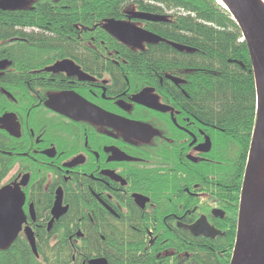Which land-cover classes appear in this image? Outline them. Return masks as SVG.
Instances as JSON below:
<instances>
[{
    "label": "flooded vegetation",
    "instance_id": "flooded-vegetation-1",
    "mask_svg": "<svg viewBox=\"0 0 264 264\" xmlns=\"http://www.w3.org/2000/svg\"><path fill=\"white\" fill-rule=\"evenodd\" d=\"M130 13L136 12H126L120 21L144 30L147 21L133 20ZM147 45L129 46L142 50ZM19 52L10 50L17 58ZM84 57V64L95 66ZM63 60L91 80L40 75L32 65L24 77L11 61L0 59L6 62L0 66V204L20 196L22 212L19 233L0 250V260L17 258L18 245L32 252L30 231L36 252L39 247L49 255L71 256L70 264L96 259L119 264L113 254L92 252L88 244L89 235L99 230H122V264H192L187 252L174 251L164 259L163 246L189 242L188 236L214 242L226 235L224 206L210 194L216 184L202 173L212 150L209 125L167 103L158 88L164 80L99 78ZM139 97L138 103L153 100L168 110L140 105ZM90 107L139 127L122 131L57 112L90 114Z\"/></svg>",
    "mask_w": 264,
    "mask_h": 264
},
{
    "label": "trees",
    "instance_id": "trees-1",
    "mask_svg": "<svg viewBox=\"0 0 264 264\" xmlns=\"http://www.w3.org/2000/svg\"><path fill=\"white\" fill-rule=\"evenodd\" d=\"M130 11L160 19L145 22L143 28L161 41L139 50L109 35L104 24L120 21ZM237 28L217 0H36L27 7H0V59L11 61L18 70V58L10 54L11 49L20 51V57L22 52L29 51L30 56L34 51L28 59H33L34 70L63 58L94 77L164 80L163 87H158L164 100L176 109L192 111V116L209 125L212 150L202 173L216 184L210 194L224 206L221 228L226 235L214 242L188 236L189 242L163 246L164 259L177 251L187 252L192 264L230 261L255 121L254 77ZM14 29L21 31L14 33ZM118 50L120 55L113 58ZM83 53L95 66L84 64ZM100 60L107 66L100 67ZM18 250L17 260L11 256L3 264H70L69 257H58L57 252L49 255L39 247L37 258L25 244L18 245ZM122 253L118 250L110 257L120 264Z\"/></svg>",
    "mask_w": 264,
    "mask_h": 264
},
{
    "label": "water",
    "instance_id": "water-1",
    "mask_svg": "<svg viewBox=\"0 0 264 264\" xmlns=\"http://www.w3.org/2000/svg\"><path fill=\"white\" fill-rule=\"evenodd\" d=\"M22 2L23 0H1L0 7L1 9H14L20 6ZM217 2L230 14L240 31L241 39H243L247 48L255 85L254 128L249 142L244 174H242L239 204L237 205L235 240L229 264H264V195L257 196L254 199L250 195L251 179L257 170L264 145V8L259 0H217ZM130 16L133 20L160 21L158 18L147 17L141 13H130ZM104 25L109 35L127 45L137 46L138 43L156 44L161 41L156 35L148 33L129 22L109 20ZM173 47L182 50L179 46L173 45ZM1 64L5 65L6 62L0 63V66ZM45 71L52 74L62 73L66 77H75L79 80H91L68 60L57 62ZM63 96L65 95H58L54 99H61ZM140 99L142 97H139L135 102L138 103ZM138 104L162 113L168 110L164 106H158V103L153 100L148 101L147 104ZM90 109L92 110L90 114L76 116L60 110L57 112L75 121L87 120L95 125H105L122 131L126 129L131 132L135 127H139L136 123L117 118L99 109L93 107H90ZM144 128L149 131L147 127ZM208 144L209 142L206 141V151L209 150ZM10 196L7 201L0 204V250H4L11 245L17 233H19V226L22 222L20 196L18 195L19 198ZM55 208L51 215H57ZM26 236L29 247L37 256L33 235L29 231V233L26 232ZM89 264H107V262L104 259H96L90 261Z\"/></svg>",
    "mask_w": 264,
    "mask_h": 264
},
{
    "label": "bare ground",
    "instance_id": "bare-ground-1",
    "mask_svg": "<svg viewBox=\"0 0 264 264\" xmlns=\"http://www.w3.org/2000/svg\"><path fill=\"white\" fill-rule=\"evenodd\" d=\"M34 1H36V0H33L32 3ZM259 2L261 4V6L264 8V0H259ZM13 31L15 33L16 31L20 32L21 30L20 29H14ZM33 52L34 51L31 52V55H33ZM22 53H23L22 56L19 57L17 60V64H18L19 68H21L20 70H18V72L21 71L23 73L24 77H27L30 73L31 62L26 57V55H28L27 52H22ZM47 53L48 52H45L41 56H43L44 54H47ZM116 53L117 54H114L112 56L113 58H116L118 55H120L119 50L116 51ZM35 54H37V52H35ZM106 55H107V53L104 55L105 59L108 58V56H106ZM62 60H60L59 62H62ZM63 61H66V60H63ZM68 61H70V60H68ZM98 64L100 65V67H106L107 66L104 63V61H101V60L98 62ZM50 65L51 64L43 66L42 68H40L41 72H37V73H39L40 75H51V77H53L52 73L45 71L46 69L49 68ZM26 72H27V74H26ZM116 78H118V80H120V78L117 75H116ZM261 153L262 154H261L259 164L257 166V170H256L253 178L251 179V184H250L251 185V194L250 195L253 199L257 198V196L264 195V145H263V150ZM123 232L124 231L119 230V231H116L113 233H108V230H104V231L99 230V231L89 235L90 244H88V245L90 246V249L92 250V252L95 251L96 249H98L99 251H105L106 253L114 254L115 251L121 250L123 248V245L125 246V244L123 243L124 236H125ZM235 232H236V230H235ZM90 249L88 248V250H90ZM31 253H33V252H31ZM36 254H37V252H36ZM17 258H19L18 255H17ZM17 258H15V259L17 260ZM0 264H3V260H0ZM120 264H122V263H120Z\"/></svg>",
    "mask_w": 264,
    "mask_h": 264
},
{
    "label": "rangeland",
    "instance_id": "rangeland-1",
    "mask_svg": "<svg viewBox=\"0 0 264 264\" xmlns=\"http://www.w3.org/2000/svg\"><path fill=\"white\" fill-rule=\"evenodd\" d=\"M26 1H29L30 2V1H33V0H23V2H26ZM28 5H30V4H28Z\"/></svg>",
    "mask_w": 264,
    "mask_h": 264
}]
</instances>
